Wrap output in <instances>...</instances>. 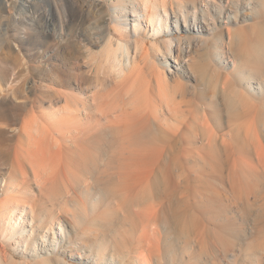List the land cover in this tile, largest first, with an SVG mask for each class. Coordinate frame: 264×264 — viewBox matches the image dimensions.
Segmentation results:
<instances>
[{
  "label": "rangeland",
  "instance_id": "1",
  "mask_svg": "<svg viewBox=\"0 0 264 264\" xmlns=\"http://www.w3.org/2000/svg\"><path fill=\"white\" fill-rule=\"evenodd\" d=\"M143 1L149 9L153 8L152 4L163 3L161 0H157L158 3L156 0L155 2H152L154 0ZM200 1L202 0H178V2H182L179 8L183 6L182 8H185L189 14L190 3L193 2L198 5ZM219 1L214 0L208 10L209 16L214 17V21L216 19L215 23L218 28L224 29L222 26L225 23L221 25V21L224 19L223 15H219L223 10H230L232 13L237 12L241 18L228 23L230 36H227L226 30L222 29H217L210 34L204 31L202 35L207 40L203 49L202 46L193 45L195 43L194 37L200 34L195 29L184 30V21L179 16L178 30L172 33L173 37L176 40L179 39L182 43L190 41L191 45H193L190 49L192 51L191 54L209 59L210 63L204 76H199L197 75L198 73L194 74L192 72L195 77L188 81H186L187 78H181L180 85H177L174 81H169L171 84L168 83L166 85V90L168 92L175 91L174 88L177 85L175 100L178 101L179 105H175L178 106L176 107V115H170L178 117L176 119L178 121L180 114L177 112V108H180V113H182L181 110L186 111H183V118L180 120L185 123L188 121V124L184 125L187 128H181V124L179 128L181 130H177L178 133H182L179 136L183 137L185 135L183 138L187 136L188 139L196 140L197 144L202 141L203 136H205V139L210 132L209 129L201 127V123L206 121L205 117L202 118V114L205 112L204 115L207 114L210 125L213 124V127L211 126L213 131L216 129L215 131L220 136L223 134L224 136L222 135V137H226L227 141L230 140V150L232 149L231 143L232 147L235 146L232 151H226L232 152L231 154L236 157L235 169L233 170V167H229L231 164L227 165L224 160L219 161L213 157V155L217 156L219 151L214 148L203 149L196 146L197 144L186 145L187 148L180 149L183 152L174 150L171 156L167 152L169 150L162 151L163 153L167 152L159 156L163 161H160L161 158L159 160V157H157L159 155L157 154L158 149L147 150L150 160L153 159L151 158L152 153L157 154L156 157L153 155L155 157L154 160L158 158L155 162L153 160L154 163L150 161L148 164L157 162H163L164 165L170 164L174 175L178 172L182 174V176L178 177L179 179L181 178L180 181L184 180V175L188 177V185L186 183L181 184V188L183 186L185 188V185H187L185 188L187 190L183 194L184 197L182 196L180 199L182 202L179 199L176 200L180 201V207L183 206L184 208L185 206L186 208L190 206L189 212L193 215L192 217L198 218L196 219L198 222L195 224L198 227L188 226L185 216H182L181 223L179 222L176 225L172 223L171 225L170 220H167L169 218V210L165 208L164 212L162 209L160 211L157 209L158 204L160 208L161 204L164 201V203H167L169 201L168 197H170L168 196L169 192L165 189V183L163 184L164 181L161 175L154 172L150 177L151 179L147 180L148 182L149 180L152 181L149 184L147 183V185L144 184L138 194L135 192V195L127 194L121 188L120 177H117L118 174L120 176V169H122L117 168L120 167V164L123 165L127 162V151H123L122 147L115 145L114 141L105 139L102 146L91 148L85 153L87 158L80 165L83 168H80L73 176L74 178L71 179V186H73L72 189L70 188L71 190L68 188L65 193L60 192L61 195L58 193L57 196L53 194V197L56 196V198L50 200L49 204L45 199H42L41 206L52 207L48 208L44 213L53 212L69 218L75 216L84 217V212L87 214L85 219L79 224L77 223L76 231H79L80 234L78 238L74 237L75 243L83 240L86 257L84 259H70L67 255L66 260H69V264H108L106 260L98 261L97 263L93 262L96 249H100V253L104 257L115 256L116 264H135L137 261L135 255L138 251V236L143 228L147 227L148 212L154 209L157 212L159 211L157 215H162L164 218L157 216L159 219L156 220V227H159L160 234L156 239L159 250L154 255L155 258L153 257L150 260V264H264V159H262L263 161L258 160L253 149V144L255 145L259 140L264 150V92L251 90V83L244 77L249 72L256 75L252 85H257L255 81H261L264 77V62H262L264 61V0H228L224 4H219ZM11 2L12 4L3 10L0 0V110L9 105L14 107L13 112L25 113L26 110H23V108H19V110L16 108L18 101L22 107H30L33 103H37L36 100L40 99L38 97H44L47 102L49 98H46V96L50 97V95L52 99L49 100H52L55 104L62 103V93L64 94L66 91L69 93L70 89L74 91L73 93L78 91H80L78 93H83L85 85H87L86 78L95 76L99 77L100 82L110 84L111 88H113L108 91L109 94L107 96L103 95L106 100H113L115 103L118 101L117 103H125L124 105L127 106L130 93L128 95V93L124 92V87L118 83L110 69L112 53H118L121 58L125 55V51L119 48L118 42L126 43L128 46L127 50L130 53L135 54L136 52V64L142 69V75H147L154 65L157 66L158 58L164 50L163 40L169 37L165 31L157 37L149 36L143 32L144 27L134 34L132 20H128L127 26L121 23L124 14L129 19H132L130 5L134 3V8L137 9V0H28L22 7L19 6L21 0H11ZM214 4L219 5L213 7ZM173 6L178 9L176 4ZM168 13H170L171 17L167 24L173 28L174 18L171 12ZM187 16V22H190L191 25V15ZM198 22L200 25L205 26L204 23ZM140 27H142V24ZM221 31L223 36L217 39ZM214 46L224 51V59L225 61L227 59L230 60L229 64L224 66V64L218 62L216 51H214L216 47ZM174 51L175 49L173 48L172 52ZM258 55H260L262 60L259 59ZM255 57L256 59L258 57L257 61H261L258 62L257 66ZM251 60L256 63L253 61L251 62L253 65H250L249 61ZM232 61L234 65H231ZM259 64H263L260 66V71L263 73L257 71ZM83 77L85 78L83 79ZM61 83L65 84L62 85ZM42 85L45 86L43 87ZM50 92H53V94ZM55 92L60 93L56 96ZM70 92L72 93L71 90ZM233 92L237 93V95L239 93L241 95L242 92L240 99L243 103L234 106L235 110L229 109V113L226 111L227 114L225 111H223L225 114L221 110L217 111L218 108L225 109L226 106L223 105V102L228 100V96L229 98L239 97V95H234ZM18 95L19 98L24 100L19 99ZM81 96L83 97V95ZM125 97H129V99L127 98L128 100L125 101ZM221 99L222 101L225 99V101L222 102ZM154 101L157 103L159 100L157 101V98H154ZM46 102L44 101V105L48 104ZM158 103L156 105L162 109L163 113H161L166 118L167 125L173 122L169 112L164 109L160 102ZM245 104L246 106H244ZM230 110H232V113ZM210 111L212 112L210 113ZM188 112L194 116V119L186 118L190 117V115L187 116L188 114H185ZM223 114L226 116L223 117ZM225 117H228V120ZM103 121L105 122L103 124H108L104 117ZM184 126L182 125V127ZM107 130L106 132L112 131L113 133L111 132V134L115 136L119 134L116 127L112 126ZM155 136L157 135L150 134L151 138H155ZM145 137L148 138L146 135L143 138ZM240 141L243 143L241 144ZM111 144L114 145L112 146ZM240 144L244 146L242 147ZM237 148L240 153L243 151L244 156H246L244 153L249 156L244 157V160L242 159L243 157H240L241 161H243H240L241 163H239L238 158L240 155H237L239 152H235ZM177 151L179 152L178 156L181 155L180 158L177 156ZM145 152L142 151V154H145ZM162 152L158 151V153ZM171 152L169 151V153ZM174 152L175 156H173ZM185 152H187V155ZM138 153V150L132 151L133 156L130 157L133 159L131 161L134 160V156ZM172 156L173 158H171ZM246 158L248 159L246 160ZM219 163L222 165V179L220 178L221 176H218L216 169L212 168L213 166L214 168L219 167ZM212 164L216 166H212ZM226 168L228 171L225 170ZM230 169L233 170V175ZM8 171L5 167L0 168V177H6ZM212 171H214V174L216 173L217 178ZM228 175L232 177L229 180L227 179ZM177 176L174 177L178 181ZM159 186L163 189H158ZM222 186L225 188L222 189ZM60 189H63L62 185H60ZM160 190H163L161 194L164 192V195H160L163 198L158 196ZM216 191H219V193ZM205 192L210 195L213 192L215 194L211 195L212 198L202 201L201 196H197ZM177 195L180 196V193ZM50 197L52 196L50 195ZM186 197H188L189 202ZM24 198L26 199L25 194L22 199L24 200ZM220 198L224 202H221ZM218 199L220 200L219 202ZM161 200L163 202H160ZM185 200L186 202H184ZM40 202L41 199L35 201L37 208ZM89 203L95 204V211L89 212ZM221 203L225 204V208L222 207L223 204ZM206 209H209L211 213ZM219 209L224 210L228 218L226 227H218L220 221L222 223V220L217 215ZM162 211L163 213L161 214L160 212ZM90 219L91 224L89 223L88 226L87 222ZM203 220H205L207 225L204 224ZM199 225L201 226L200 228ZM202 225L207 226L206 229ZM174 227L179 230L178 234L175 233ZM192 232H195V234H192ZM191 238L193 239L190 240ZM9 247L10 249L5 254L11 256V259H8L6 264H40L36 261L38 259L22 255L13 250L12 246ZM9 252L11 255L8 254ZM3 257L0 253V259L3 260Z\"/></svg>",
  "mask_w": 264,
  "mask_h": 264
},
{
  "label": "bare ground",
  "instance_id": "2",
  "mask_svg": "<svg viewBox=\"0 0 264 264\" xmlns=\"http://www.w3.org/2000/svg\"><path fill=\"white\" fill-rule=\"evenodd\" d=\"M27 1L28 0H21V3L19 4V6L22 7L23 4L26 3ZM137 1H138L137 9L134 8V3H131L130 5V14L131 16H133L132 19H129L126 16V14H124V17L121 20V23L127 26V24L129 23L128 20H132V29H133L134 34L138 33L140 29L144 27L143 32L148 34L149 36L157 37L159 34L165 31L169 37L163 40V45H164L163 46L164 50L162 51L163 53L161 52V55L158 58L157 66L154 65L152 67L150 72L147 74L148 76L142 75V69L139 67L138 64H136L137 63L136 62L137 58L135 55L136 52L135 54L130 53L127 50L128 46L126 43L122 41L118 42L119 48H121L122 51L123 50L125 51L124 57L122 58L119 57L118 53H115V52L111 54L112 57L110 61L111 62L110 69L112 70L115 76V79L118 80V83H120V85L124 87V92L128 93V95L130 93L129 95L130 99L129 97H127L129 99L128 104L130 106L128 104L127 106H125L124 102H123L124 104H120V103H117L118 101L115 103V101L113 100L112 101L106 100L104 96H107V94H109L108 91L112 90L113 88H111L110 84L108 85L106 83H102V81L100 82L98 79L99 77L97 78V76H95V77L86 78L87 85H85L86 83L83 84L85 85V91H83V93L82 92L78 93L80 92L78 90H76L78 91L77 93H73L74 91L72 89H70L72 93L70 92V90H69V93H67V91L65 93L64 92L65 88L62 87L64 89L63 90L64 94L61 91L62 93L61 95H63L62 103L59 102V104H55V102H52V100H49V99H52L50 98L51 97L50 93L53 94V92L49 93L50 97L46 96V98H49L47 99L48 100L47 102H46V99H44V97H38L37 96L39 94L38 93L36 96L40 99L36 100V102L38 103V104L36 103L37 105L35 103L33 104L31 103L32 105L30 107H27V106L22 107V105L18 101L19 105L17 104L16 108H18V110L19 108L20 109L23 108V110H26L25 113L22 112V110H21L22 113L13 112L14 107L9 106V105L8 107H4L3 110H0V168L5 167L6 169L9 170L6 177H0V253L4 256L3 260L0 259V264H6L8 259H11V256L5 254L10 249L9 246H12L13 250L19 252L22 255H28L30 257L38 259L36 261L37 263H40V264H69V260H66L67 255L70 259L71 258L84 259L86 257L85 245L82 243L83 240L82 242L76 241L75 243L74 237L78 238V235L80 234L79 231H76L77 223L79 224L83 219H85L87 214L84 212V215H85L84 217L75 216L72 218H69L68 216L63 217L53 212L47 214L44 212H46L48 208H52V207H48L46 205L41 206V204H42V199H45L49 204V201L56 198L58 193L60 192L65 193L68 188L72 189L73 186H71L72 184L71 179L74 178L73 176L78 172L80 168H83V166L80 167V165L85 160V158H87V156L85 157V153H87V151H89V149L91 148H97L98 146H102L105 139L114 141L115 145L117 144L118 146L122 147L123 151H127V155H126L127 162L124 163L123 165L120 164V167L117 166L118 167L117 169L122 168L120 169L121 171L118 170L120 171V176L118 174L117 177H120V183H121L120 185L122 186L121 188H123V190L127 192V194L129 195L130 194L135 195V193L138 194L142 190L141 187L143 188L144 184L147 185V183L149 184L152 181V180H149L148 182L147 180L151 179L150 177L154 174V172H157L155 174L161 175V178L164 181L163 184L165 183V189L169 192L168 196H170V197L167 196L169 198V201L167 203H164L165 201L163 202L162 200L160 201V202H163L160 208H159V204L157 203L158 204L157 209L159 211L161 209L164 211L165 208L169 210L170 213L168 214L169 218H167V220L168 219L170 220L171 225L172 223L176 225L177 223L180 222L182 216H185V218L188 221V226L193 227V228L195 226L198 227V225H195L196 222H198L196 220L198 218L192 217L193 215L189 212L190 206L187 204V206L189 207L185 208L184 206L185 209L183 208V206L180 207V201H181L180 199L182 198V196L184 197L183 194H185V191L187 190V189L185 190V188L188 185L187 175H184L185 178L183 181L181 180L182 181L181 182L180 181L181 178L179 179L178 177L182 176V174H180L177 171L179 173L178 174L176 172L178 176L177 174L174 175L170 164L164 165L163 162L158 163L157 161H156L157 163L155 164L153 163L155 162V160L158 159L157 158L154 160L157 154H159L157 156L159 157L161 156L160 154H166L168 152V154H170L169 156H171L174 150H180L181 148L185 149L187 148L186 145H190V144L196 145L197 144L196 140L194 139L192 140L190 138L188 139L187 136L183 138L185 135H183V137H180L179 134H182V133L177 132V130L179 131L181 130L179 129L181 124L183 126L188 124L187 123L188 121L186 123L181 121L182 120L181 118H183L182 114H184L183 111L184 112L186 111L181 110L182 113H180L179 112L180 108H177V112L180 114L179 115L180 118L178 121L176 120L178 119V117L176 118V116L174 115L172 116L170 114H175L176 107H178L175 105L176 104L179 105V103H177L178 101L175 100L176 99L175 93H177L176 91L177 85L181 84L180 83L181 78H187L186 81H188L192 79V77H195L193 76L192 72L194 74L198 73L197 75L199 76H204L206 71L208 70V66L210 63L209 59H204L200 55L198 56L197 55L195 56V54L192 55L191 54L192 51L190 49L193 45L202 46L203 48L207 40L204 37V35H202L204 31L205 32L207 31V33L210 34L216 31L217 29H220L218 28V26H216V23H215L216 19L214 21V17L209 16L208 10H209V7L212 5V3H214V0H202L200 1L198 5H196V3L194 4L193 3L194 1L191 2L189 14H188V11L185 10V8H182L183 6L179 8L180 3L182 2H178V0H161L163 3L161 2L162 4H152L153 5L152 9L151 8L149 9L148 7H146V3L143 0H137ZM152 2H155V0ZM227 2L228 0H220L219 4H222V3L224 4ZM10 4H12L11 0H1V8L3 10L8 8ZM174 4H176V7L178 9H176L175 6H173ZM219 4H214L213 7ZM168 12H171L174 18L173 28L169 27L167 24L171 17L170 13ZM220 14H222L223 15L222 17L224 18L221 21V25L225 23L222 26L224 29L222 28L221 29L226 30L227 36H230L228 23L230 21L239 20V18L241 17L238 16L237 12L232 13L230 10H223L219 13V15ZM187 15L189 16L191 15V23H192L191 25H190V22H187L188 21ZM179 16L182 17L184 21L183 23L184 30H190V29L194 30L195 29V31L198 34H200L199 36L194 37L195 43L194 44L192 43L193 45H191L190 41H188L187 43H182L180 42L179 39L176 40V38L173 37L172 35L174 31L178 30ZM198 21H200L201 23H204L205 26L200 25ZM144 23L145 25H143ZM141 24H142V27H140ZM222 36L223 35L221 31L219 32L217 39L221 38ZM214 47H216L214 51H216L218 62L220 64H224V66L229 64L230 60L227 59L225 61L224 59V56H223L224 51L222 49L217 48V46H214ZM173 48L175 49L174 52H172ZM260 55H258L259 59H260ZM260 60L257 61L256 66L258 65V62H261ZM253 61L252 60L249 61L250 62L249 64L251 65L252 64L251 62ZM231 65H234L233 61ZM262 65L259 64V69L257 71L261 70L260 66ZM257 73L259 74V72ZM244 77L247 79L249 83H251V88H250L251 90L264 92V77L262 78L261 81H258V82L255 81L257 85H252L253 80L256 77V75H254L252 72H249ZM84 78L85 77H83V79ZM73 80H78V79H73ZM169 81H174L177 84L175 86L176 88H174L175 91L168 92L166 90V85L170 83ZM114 82L116 81L114 80ZM79 83H82V82H79ZM48 89H51V88H48ZM48 91L46 92L48 93ZM56 92H55V95L56 96L57 94L59 95L60 92L59 93H56ZM235 94L236 96L239 95V97L229 98V96L227 95L228 96V100H226L227 104H225L226 102H223L225 101V99H223V101L221 99V101L224 103L223 105H225L226 107L224 106L225 109L218 108L217 111L221 110L222 112L223 111L228 112V110L231 108L233 110L234 106H237L238 104H242L243 101L240 99V96L242 97V92H241V95L240 93L238 95L237 93H234V95ZM81 95H83V97ZM210 96H211V93H210ZM15 98L18 99L19 95H18V98L16 96ZM127 98L124 100L127 101L128 100ZM154 98H157V101L159 100L158 102H160L161 105L164 106V109L167 112H169V115L171 116L170 118L172 119L173 122L167 125L165 121L166 118H164V115L162 114L163 111L162 109H160V106L156 105L159 103L158 102L156 103L154 101ZM19 99H23V98H19ZM103 99H105L107 103ZM213 99L215 98L213 97ZM44 101L48 104L44 105ZM56 102H57V99H56ZM244 106H246V104ZM232 110H230V112ZM212 111H210V113ZM10 112L11 114H9ZM225 112L223 113L225 114ZM185 114H188L187 116L190 115V117H186V118L194 119V116L191 115L190 112L185 113ZM204 114H202V118L205 117L204 119H206V121H204L203 119L204 122L201 123V127L206 128L207 130L209 129L210 132H209V135H207L205 139H204L205 136L202 137V141L200 138L201 142L198 143L199 145L197 144L196 146H199L200 148H203V149L204 148H214L216 151H219L218 155L217 156L213 155V157L215 159L217 158L219 161L224 160L227 163V165L231 164L229 165V167L230 166L233 167V170H234L235 165H236V157L233 156L234 154L233 155L231 154L232 152H226L230 150L229 148L230 140L227 141L226 137H222L223 134H221L220 136L215 131L216 129L213 131V129L211 128V126L213 127V124L210 125L208 116H206L207 114L206 115ZM224 114H223V117L226 116ZM103 117L105 118V120L107 121L106 123L108 124L106 125L103 124L105 123L103 121ZM227 118L228 117H225L226 120H228ZM182 125H181V128H185V126L182 127ZM112 126L114 128L116 127L117 132L119 133L117 136L111 134L112 131L106 132L108 131L107 129L108 128L110 129ZM150 134L157 135V136H155V138H151ZM142 135L143 137L146 135L148 138L146 137L143 138ZM243 142H245V140H243ZM243 142H241V144ZM253 147H254L253 149L255 150L254 152H256V156H257L256 158L260 161L264 159V150H263V146L261 145V142L258 140L255 145L253 144ZM231 148L232 149L230 151L235 149V146L232 147V143H231ZM151 149L153 150L158 149L159 152H162L165 150L166 151L169 150L172 152L169 153V151H167L166 153H163V152L158 153L157 151L156 155L152 153L151 158L153 159L150 160L149 158L150 156L147 154V150H151ZM241 149L243 150V148ZM133 150H138L139 153L136 156H134L135 157L134 160L131 161L133 159L131 158L133 156L132 154ZM238 150L239 149L237 148L235 152L238 153L239 152ZM142 151H146L145 154H142ZM181 151L182 150H180V152ZM235 152L233 151V153ZM242 152L241 153L239 152L240 154L239 153L237 154L238 156L240 155L238 157L239 163L243 162L241 161L240 157H243L242 159L244 160L245 159L244 157L248 156L247 153H244L246 154V156H244ZM186 153L187 152H185V154ZM178 155H179V152L177 153V156ZM173 156H175V152ZM173 156L171 158H173ZM180 156H178V158H180ZM160 158L161 157H159V160ZM247 159L248 158H246V160ZM150 161H152L153 163L148 164V162ZM160 161H163L162 158ZM213 165L215 164H212V166ZM212 168L216 169V172L219 174L218 176H221L222 174L221 173L222 172L221 163H219V167L214 168L213 166ZM212 168H210V170H212ZM225 170L228 171L227 168ZM233 170H231L232 175H233ZM118 171L116 172L118 173ZM213 172L214 171H212V173ZM213 175H215L216 178L218 177L216 173L215 174L213 173ZM174 176H177L179 180L177 181ZM228 177L227 179L229 180L231 176L229 178ZM220 178L222 179V176ZM200 182H202V180H200ZM183 183L187 184V185L184 184L185 185V188L183 186L184 189L181 188L182 186L181 184ZM60 185L63 186V189H60ZM159 188L160 186L158 187V189ZM223 188L225 187L222 186V189ZM160 189H163V188H160ZM162 191L160 190V194L158 196L164 195V192L163 194H161ZM176 191L178 192L175 193ZM219 191L218 192L216 191V192L219 193ZM208 192L201 193L197 197L201 196L202 201L208 200L212 198L211 195L215 194L214 193L215 191L211 195L208 194ZM158 193H159V190H158ZM178 193H180V196L177 195ZM24 194L26 196V199L24 198L23 200L22 198L24 197ZM53 194H55L56 196L53 197ZM50 195L52 197H50ZM27 196H31V197H27ZM160 197L163 198L162 196ZM164 198L168 200L166 196H164ZM186 198H187L186 200L188 201L189 200L188 197ZM40 199H41V202L39 204V207L37 208L35 201L40 200ZM176 199H179L180 201ZM186 200L184 202H186ZM219 201L220 200L218 199V202ZM221 202H224V201H222L221 199ZM189 204L191 205V203ZM224 205L225 204H223L222 207H224ZM95 207H96L95 204L89 203L88 205L89 212L95 211L96 210ZM217 207L219 208V206ZM206 210L209 211V209H206ZM163 211L160 213L162 214ZM218 211H219V213L217 214L218 218L222 220V223L220 221V224L218 227H226V221L228 219L226 217V213L224 212V210L222 211L221 209H219ZM158 212L156 211V209H154L153 211H149L147 214V217H148L147 227H144L141 234L138 236V248H137L138 251H137V254L135 255L137 258V261L135 264H150V260L154 257L156 252L158 253L159 248L157 247V239H156L158 235L160 234L159 227H156V224H157L156 220L159 219L157 218V216H160L159 214L157 215ZM209 213L211 212L209 211ZM91 219L88 220L87 222L88 226H89V223L91 224L90 222ZM201 222H202V219H201ZM203 222H205V220H203ZM204 224H206V222ZM202 226L203 228L205 227L204 225ZM200 227L201 226L199 225V228ZM205 229H204V232H205ZM174 231L176 234H178L179 232V230L176 229V227H174ZM195 232H192V234H195ZM199 236L201 235L199 234ZM192 239L193 238H191L190 240ZM8 254H10V252ZM94 257H95L93 261L94 263H97L98 261L102 262L103 260H106L108 264H116L115 256L110 255L109 257H104V255H101L100 249L95 250Z\"/></svg>",
  "mask_w": 264,
  "mask_h": 264
}]
</instances>
